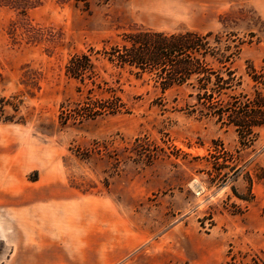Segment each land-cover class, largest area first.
<instances>
[{"label":"rangeland","instance_id":"rangeland-1","mask_svg":"<svg viewBox=\"0 0 264 264\" xmlns=\"http://www.w3.org/2000/svg\"><path fill=\"white\" fill-rule=\"evenodd\" d=\"M140 27L229 37L240 49L234 93L264 94L251 79L264 76V0H114L86 11L44 0L24 16L0 7V99L19 104L0 122V264L264 261V184L254 176L264 128L241 146L232 127L190 112L184 88L161 94L127 74L118 93L127 113L60 118L85 96L64 74L69 57ZM220 148L243 170L236 180L214 171Z\"/></svg>","mask_w":264,"mask_h":264},{"label":"trees","instance_id":"trees-1","mask_svg":"<svg viewBox=\"0 0 264 264\" xmlns=\"http://www.w3.org/2000/svg\"><path fill=\"white\" fill-rule=\"evenodd\" d=\"M44 0H0V7H8L20 16L41 6ZM61 5L73 4L86 11L92 6H108L114 0H55ZM25 35L31 41L33 27L26 24ZM219 33H199L184 30L166 33L146 28H135L122 36L121 42L107 48H88L84 52L71 55L64 67L65 76L76 82V92L83 99L68 106L60 113L63 122L94 120L102 116L127 113V107L118 93L123 94L121 82L123 74L142 80L147 76L159 93L173 88H184L192 103H186L191 113L204 118H212L221 125L232 127L241 146L248 147L256 137V130L264 128V94L254 90L252 94L238 93L241 77L236 75L232 65L240 49ZM252 70V69H251ZM250 75V74H249ZM252 81L264 84L263 75H253ZM128 82V78L126 79ZM9 104L0 99V122H11L13 117L5 116L4 107ZM217 162L214 169L226 168L233 176H239L241 167L228 165L231 155L223 148L210 154ZM221 159V163L218 160ZM248 194L251 195L252 180L245 172ZM216 174L215 177H218ZM255 179L264 184V168H256ZM237 197L236 191L231 187ZM242 199V198H240ZM176 264V263H170ZM189 264V263H183ZM225 264H264L257 255L238 253L232 255Z\"/></svg>","mask_w":264,"mask_h":264},{"label":"bare ground","instance_id":"bare-ground-1","mask_svg":"<svg viewBox=\"0 0 264 264\" xmlns=\"http://www.w3.org/2000/svg\"><path fill=\"white\" fill-rule=\"evenodd\" d=\"M194 182V181H193ZM197 184V183H196Z\"/></svg>","mask_w":264,"mask_h":264}]
</instances>
